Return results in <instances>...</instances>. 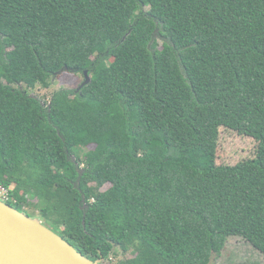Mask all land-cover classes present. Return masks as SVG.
Masks as SVG:
<instances>
[{
    "label": "trees",
    "instance_id": "obj_1",
    "mask_svg": "<svg viewBox=\"0 0 264 264\" xmlns=\"http://www.w3.org/2000/svg\"><path fill=\"white\" fill-rule=\"evenodd\" d=\"M221 128L255 158L218 165ZM1 191L94 262L264 255V0H0Z\"/></svg>",
    "mask_w": 264,
    "mask_h": 264
},
{
    "label": "water",
    "instance_id": "obj_2",
    "mask_svg": "<svg viewBox=\"0 0 264 264\" xmlns=\"http://www.w3.org/2000/svg\"><path fill=\"white\" fill-rule=\"evenodd\" d=\"M84 76L85 82L79 90L91 82L88 72ZM71 159L79 169L80 181L85 170L74 156ZM103 261L84 257L41 221L0 199V264H102Z\"/></svg>",
    "mask_w": 264,
    "mask_h": 264
},
{
    "label": "rangeland",
    "instance_id": "obj_3",
    "mask_svg": "<svg viewBox=\"0 0 264 264\" xmlns=\"http://www.w3.org/2000/svg\"><path fill=\"white\" fill-rule=\"evenodd\" d=\"M85 82L82 74L74 75L63 73L51 82L49 89L38 87L32 92V97L41 101L43 105H48L55 92L61 89L76 90ZM219 144L217 151V164L225 166H235L243 161L254 159L258 150V143L252 138L241 136L236 132L226 128L220 129ZM94 149L90 147L89 150ZM84 168V166H82ZM109 185L105 186L102 191H106ZM0 197L3 201L8 199L7 192L1 191ZM31 204H36L33 201ZM26 212L34 216L33 219L41 221L39 213L32 207H25ZM132 252L122 253L116 249L112 256L102 264H118L122 259L132 258ZM214 264H264V255L257 251L250 243L243 238H230L223 250L220 258L213 260Z\"/></svg>",
    "mask_w": 264,
    "mask_h": 264
},
{
    "label": "clouds",
    "instance_id": "obj_4",
    "mask_svg": "<svg viewBox=\"0 0 264 264\" xmlns=\"http://www.w3.org/2000/svg\"><path fill=\"white\" fill-rule=\"evenodd\" d=\"M1 199V198H0ZM2 200V199H1ZM3 201V200H2ZM5 202V201H4Z\"/></svg>",
    "mask_w": 264,
    "mask_h": 264
}]
</instances>
